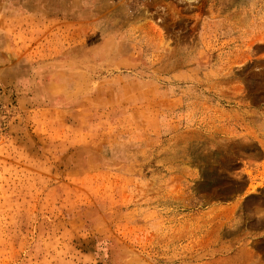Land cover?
Instances as JSON below:
<instances>
[{"label": "rangeland", "instance_id": "374dc122", "mask_svg": "<svg viewBox=\"0 0 264 264\" xmlns=\"http://www.w3.org/2000/svg\"><path fill=\"white\" fill-rule=\"evenodd\" d=\"M0 264H264V0H0Z\"/></svg>", "mask_w": 264, "mask_h": 264}]
</instances>
